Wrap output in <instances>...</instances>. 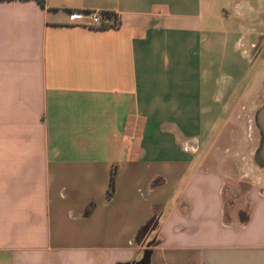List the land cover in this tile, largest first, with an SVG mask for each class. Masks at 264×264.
<instances>
[{"label":"crops","instance_id":"1","mask_svg":"<svg viewBox=\"0 0 264 264\" xmlns=\"http://www.w3.org/2000/svg\"><path fill=\"white\" fill-rule=\"evenodd\" d=\"M263 104L264 0H0V264H264Z\"/></svg>","mask_w":264,"mask_h":264},{"label":"built area","instance_id":"2","mask_svg":"<svg viewBox=\"0 0 264 264\" xmlns=\"http://www.w3.org/2000/svg\"><path fill=\"white\" fill-rule=\"evenodd\" d=\"M69 20L72 23H83L84 26L92 29H113L120 25V20L116 13L99 11L72 12Z\"/></svg>","mask_w":264,"mask_h":264},{"label":"water","instance_id":"3","mask_svg":"<svg viewBox=\"0 0 264 264\" xmlns=\"http://www.w3.org/2000/svg\"><path fill=\"white\" fill-rule=\"evenodd\" d=\"M255 125L259 131L260 141L258 148L254 153L253 160L255 164L264 170V104L255 114ZM153 251L147 248L143 257L135 264H152Z\"/></svg>","mask_w":264,"mask_h":264},{"label":"rangeland","instance_id":"4","mask_svg":"<svg viewBox=\"0 0 264 264\" xmlns=\"http://www.w3.org/2000/svg\"><path fill=\"white\" fill-rule=\"evenodd\" d=\"M259 133V131H258ZM259 141H260V136H259ZM258 148V147H257ZM248 167V177H247V181L249 182V184H262L264 185V170L261 169L260 167H258L254 160H252L251 162L248 163L247 165ZM234 200V198H232L229 195L228 198V204L232 203ZM229 207V205H228Z\"/></svg>","mask_w":264,"mask_h":264},{"label":"trees","instance_id":"5","mask_svg":"<svg viewBox=\"0 0 264 264\" xmlns=\"http://www.w3.org/2000/svg\"><path fill=\"white\" fill-rule=\"evenodd\" d=\"M40 2H43V0H39ZM104 29V28H103ZM246 187H249L250 184L249 182L247 181L245 184H244ZM115 187H116V171H112V174H111V178H110V183H109V192H108V195L109 197L111 198L115 192ZM240 220L243 224L247 223L249 221V212L246 211V212H242L240 213Z\"/></svg>","mask_w":264,"mask_h":264}]
</instances>
